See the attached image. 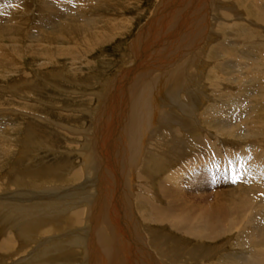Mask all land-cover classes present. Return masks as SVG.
I'll list each match as a JSON object with an SVG mask.
<instances>
[{
  "label": "bare ground",
  "instance_id": "bare-ground-1",
  "mask_svg": "<svg viewBox=\"0 0 264 264\" xmlns=\"http://www.w3.org/2000/svg\"><path fill=\"white\" fill-rule=\"evenodd\" d=\"M85 1L86 3H89L88 1L90 0H41V4L44 5L43 9L41 10H46L48 12L47 15L52 17V19H50L51 17H49L48 19L46 18V22L57 25L56 27L58 28H55V32L57 34L59 31H62L63 33H66L65 31H67L69 37L73 39L77 36H80L79 42H76L77 44H74L71 47L73 53H71L70 51L69 53L67 52L68 55H71L70 57H72V59L76 58V56H82L83 54H85V52L94 50L93 47L106 42V40L111 38L113 35L116 36L115 34L123 32V26L121 25V22H125H123V19H121L120 17L113 18V16L110 15H108L107 17H95L90 14L86 15V13H88L91 8L86 9L87 6L83 7V5L85 6V4L83 3ZM91 1L92 3L95 1V3H97L99 0ZM100 1L99 3H102ZM165 1L166 0H160L161 4L157 5L154 11V15L150 17L145 24L142 25V28L140 29V32L138 33L137 37L131 42L130 47L128 46L129 48H131L130 50H132L133 54L135 55V65H131V68L121 67L120 69H118L117 76L115 75L113 79L108 80L109 82L107 81L108 83L104 85V94L98 100V107H96L95 109L96 116L93 125L95 126V131H93L95 133V137L93 139L87 137L88 139H90V142H88L90 143V146H88V156L84 163L87 175H91L92 180H90V183L92 181L93 184L91 185L93 189L89 190L86 186L89 183V177V179L83 182L86 188L88 189L86 196L80 195L79 197L73 199L78 201L81 200L80 204H84L77 205L75 203V205L77 206H72V203H65L63 200H61L63 199L61 197L57 201H50V195L42 196L40 192V195H36V193L33 192L34 190L32 191L22 189L24 184L28 185V181H26L25 176L19 177L21 175H19L18 173H16V177H14V186L18 187L17 189L13 190L10 189L11 187L8 188L4 185L5 181L1 180L2 183H0V264H52L53 261L59 264L60 262L58 261V255H60L66 250H72V248L74 251H76L74 247L78 246L80 247V250H83L84 253L81 264H159V260H162L163 263L170 264H264V52L262 51L264 39H262V37L257 33V31H254L256 29H247L244 27V25L246 24H242V20L241 22L238 20L240 9H225V11L228 10L225 15V18L226 20L231 19L230 21H234L231 25L237 27V31H235L239 33V39L244 38L245 41L257 39V41L255 42H252L251 40V43L255 44L254 47H252L253 44H250L247 47L249 49L245 48L244 51L241 49L244 53L251 54V56H259L257 60V66H255L257 68L256 75L251 74V76H249V72V75H247L249 77H245L248 78L246 82L248 86H245V88L243 87L244 92H240L242 90L240 89L239 92L234 94V101L232 100V102L230 101L227 104V101L222 102L218 100L220 103L216 101L218 104H214L216 103L214 102L212 103L214 105L210 104L208 105V107H204L206 108L205 111L208 108V115L210 114V116L207 115L208 117L205 118V121H210L209 119L211 117V123L215 127L217 134H220V136L222 135L224 137L226 136L230 139L225 138V141L224 138L221 139L216 136L214 138V142L212 141L213 143H205L204 140L197 139L195 144L196 150L198 151H205V149H207L206 151L210 153L213 160L212 158L209 159L215 162V164H219V162L222 161L218 166H222V164H224L227 166L229 165L233 168L232 170L234 171V173H232L233 175L230 178L231 180L229 179V181H232L231 189H226L227 191L215 192L213 197L214 203L208 205L207 207L204 205L205 202H203V205L205 207L198 206L199 208H194V206L190 202L188 203L187 201H185L184 193H187L188 189H183L184 187L180 185V178L182 174L180 172L182 171V168L180 167L181 169L179 168L178 170L177 166L176 168L173 167V164H175V162L178 161L180 157H183L188 154V152H185V143H181L182 140H180L181 144L177 141H175V143H172L166 140L167 143H172L170 148H168L169 146L167 147L166 145H164V147L168 148L169 150L171 149L170 154H168V149L161 150L163 145H161L160 151H158L159 149H157L156 152V150L154 149V151L150 153L151 156L146 159L145 165H143L144 167L142 168L141 172L143 173L141 174L142 177H144L146 172L148 174V176L143 178V180L147 181L149 185H147L148 187L152 189V184L156 182V185H158L160 180V184H163V196L165 198L173 197L174 200L171 198L168 199L167 202L165 201V203L164 201L160 200V198L157 196L159 195V191L155 192L156 190H150V188H145V185H141V183L145 184L144 181H140V183L137 185L139 187V191L137 193H134L137 196L136 200L133 199L134 205L133 207H129L127 204L129 202L127 194L124 192L119 194V191L117 189L121 187H118L116 186V184L113 183L114 174L110 169H108L110 167L109 162L112 160H117L122 166H125L129 169L132 168L131 170H133L134 165L137 162L138 152L140 150V147L142 146V143L144 146L143 136L146 131V128L148 127V125H150L149 123L152 118L155 117L156 108L158 109V106L162 105L160 102H162L161 100L163 97L168 99L169 101H172V103H175L181 111H185V113H187L188 111L187 114H189V112H191L192 114V112L194 113L199 110L201 102L205 98L204 97L202 101H200V94L198 92H195L196 88L194 91L188 89L189 87L187 84L189 83L187 82L189 80L187 79L189 76H186L189 74L187 73V75L184 76L183 71L178 67V69L175 71H170L165 74L158 73L159 75L155 74V77H150V74L154 69L163 68L165 66L167 68V66L170 64V61L174 60L176 56H179L180 54L188 50H191V53L195 51L194 49L196 46H198L197 44L198 42H200L199 40H202L204 36L205 25H207L210 16V12L207 11L208 9H205L206 6L201 3L203 2L205 4L204 0H170L167 5H165ZM22 2L23 1L21 0H0L1 70L4 67H11L13 69L14 65L15 68H17V61L12 60V55L16 53L21 54L22 52V46L19 48L17 45L7 44L5 43L7 41L4 42L5 38L7 39V37L10 36L11 33L13 35L17 33V31L26 34L28 40H31V38L34 40L35 38V34H33L34 32L31 28L28 27L26 23L27 19H25L26 17L23 12V8L25 7H21ZM161 5H163L164 7L162 11L159 10V7ZM158 10L160 11L159 15H157V12H159ZM242 10L243 9H241V12ZM243 12L248 13L250 17H253V20H255L256 23H261L264 26V0H250L247 9L243 10ZM66 14L71 15L67 17ZM82 18H85L87 20L81 21ZM216 18L217 17L215 16L214 22H216L219 17L217 18V20ZM116 19L118 22L114 23ZM212 20H210V22L208 23H214ZM222 21L224 22V19ZM69 23H71V25H68ZM45 25L46 24H44L43 26V24H41V26L43 27H45ZM220 27L221 25L219 26V28ZM238 28H240V32H238ZM43 34L44 33H42V35ZM50 34L48 33V35ZM39 36L36 35L38 39L41 38ZM58 36L59 38L61 37V35ZM10 39L13 38H9V40ZM52 39H55V37ZM229 42L230 41H228V43ZM229 44L232 43L230 42ZM229 44H227V46H223L220 44L219 46L214 45L215 47L212 49V59H214L216 62L221 61L223 59L216 66H218L221 71L225 73L227 72L230 75L231 72H229V68L224 64V62L227 61L225 60L224 56L228 55L227 57L230 59L229 54L236 48L233 46L234 50L232 47L228 49L230 47ZM84 45H86L87 47H84ZM39 47H41V45L38 46V48ZM58 48L59 49L56 48L44 50L43 47V50L41 51L43 52V54L49 57H57L60 55L63 56V50L60 47ZM233 53L235 54V52ZM239 53H236L235 55H239ZM37 55L39 56L38 53ZM241 56L242 55L240 53L238 58ZM244 56V61H242L245 63ZM245 58L248 59V56H245ZM230 63L231 62L229 61V64ZM247 64L244 66L247 67ZM238 67H240V65ZM250 67L251 66H249V68ZM165 70L163 72H165ZM199 70L201 71V69ZM201 72H203V70ZM224 76L226 75L224 74ZM126 78H131L132 80V83L129 87L131 90L133 88L135 89L133 92V97L129 94V88L127 86L125 87V85H127L125 83V81L127 80ZM218 79L216 78L213 80L218 81ZM221 82L218 84V86L223 90L226 89V85ZM210 84L209 87L213 86H210ZM247 87L251 88H249L248 90ZM125 88H127L129 92L125 91ZM217 88L218 87L216 86V89ZM233 88L231 87L232 90ZM223 90L221 92H223ZM123 91L124 93L122 94ZM181 91H187V96L184 95L185 93L182 94ZM216 91L213 90V92L215 93ZM245 91H247V93ZM205 92H203V94H205ZM207 97L205 98L206 100ZM216 97L219 98L220 96ZM222 97H224V95H221V98ZM238 99H240V101H238ZM235 100L237 101L235 102ZM250 102H254V104H252L257 106V108H255L254 106H249ZM118 113L122 115L119 117ZM198 113H196L197 115L195 116H198ZM205 114L206 113H204V115ZM214 116L220 117L221 120L218 119L219 121H217ZM229 118L234 120L228 121ZM117 120L118 122L116 123ZM103 122L105 125L103 124ZM185 122L187 123V121ZM205 129L204 131L207 130ZM216 132L210 134H215ZM174 136L175 135L173 133L172 137ZM174 138L176 140L178 136ZM179 138H181V136ZM9 141V138L0 139V158L2 156L4 158V154H14L15 151L12 153L9 152ZM161 141L162 140H160L159 142ZM186 141L188 142V140ZM225 142H228L229 144L226 143V149L224 151L221 149L220 144H223ZM234 146H238L240 150L235 149ZM193 149L194 148H192V150ZM17 153H19L20 156L24 155L23 152ZM19 158L17 157V159ZM113 162L111 164H113ZM187 162L186 165L189 166V162ZM42 163L45 162L43 161ZM0 166L5 165L3 164ZM18 166V168H20V165ZM137 166H139V164H137ZM57 167H59V165H57ZM184 169L186 168H183V170ZM227 169H229V167ZM28 170L31 169L29 168ZM46 170L49 169L46 168ZM15 172L16 171L14 170V173ZM33 172L34 170H32V173ZM193 173L195 172L193 171ZM34 174H38V171L37 173L34 172ZM154 176H156V178H154ZM157 176L161 179H159ZM115 177H117V173H115ZM10 180L11 179H9V181ZM7 183L9 185V182ZM1 184H3L5 188H2L1 186L3 185ZM31 187L35 186L31 185ZM81 189H83V187ZM175 192L178 193V195H176ZM45 194H47V191ZM195 197L196 196H194L193 198ZM186 199L188 200V198ZM179 200H182L181 205H178L175 202ZM201 201L202 200H200V202ZM84 205L85 207L82 208V211L80 213L77 212L76 217H71L67 219V223H72V225H78V222L80 223L79 225H83L81 229H77L78 231L73 232V234H77L74 237L75 239L71 237L67 241L69 242L70 247L66 245L65 241L57 239L56 235H54V239L52 238L50 240H47L48 236L45 235L54 232L55 230L58 231V229H61V226L63 224L62 220L64 218V215L67 214L66 207H77L78 209H80ZM130 214L131 224L134 227H136L134 223L140 222L141 220L140 223L145 227L148 233H150V246L156 249V257L153 253H151V249L149 250L148 247L141 248L142 244L140 243V241H133V239H130L129 232L132 225L129 224L130 228L126 226L128 228L123 229V226L125 225L124 222H122L124 221L122 220L123 215L130 217ZM54 215L57 217L56 219L54 218ZM168 231L174 234H170ZM83 232L85 233L83 234ZM63 235L60 236L62 237ZM232 237L235 239L233 243H229L231 245V248L228 249L229 247H225V245L231 240Z\"/></svg>",
  "mask_w": 264,
  "mask_h": 264
},
{
  "label": "rangeland",
  "instance_id": "rangeland-1",
  "mask_svg": "<svg viewBox=\"0 0 264 264\" xmlns=\"http://www.w3.org/2000/svg\"><path fill=\"white\" fill-rule=\"evenodd\" d=\"M21 1H23L21 3L22 4L21 7H25V8H23V10H24L23 12H24V15L26 17L25 19H27L26 23H27L28 27L31 28L32 31L34 32L33 34H35V38H34V40L32 38H31V40L30 39L28 40V37L26 34H23L22 32L20 33L17 31V33H15L13 35L11 33L10 36H8L7 39L5 38V40H4V42L7 41V42H5L7 44L17 45L19 48L22 46V52H21V54L20 53H16V54L12 53L13 54L12 60L17 61V64H18L17 68H15V65H14L13 69L11 67H9V68L4 67L2 70L0 69V139H2V138L8 139L9 138L10 139V141L8 143V148L10 149L9 152L12 153L15 151L14 154H10V155L4 154V158H3V156L1 157L2 159L0 158V165H3V164L5 165V166H0L1 167L0 168V183H2V181H5V184H4L5 186H7L8 188L11 187L10 189H13V190L17 189L18 187L14 186V179H15L14 177H16V173H18L19 175H21L19 177L25 176L26 181H28V183H27L28 185L24 184L22 189H27V190H32V191L34 190L33 192H35L36 195L37 194L40 195V193L42 194V196H44V195L49 196L50 195V199H49L50 201H57L61 197V198H63L61 200H63L65 203H72V206L83 205L84 203L80 204L81 200L78 201V200H73V199L79 197L80 195L86 196L87 190L93 189L92 185H91V184H93L92 181L90 183V180H92L91 175L90 176L87 175L84 163H85L86 158L88 156V151H89L88 146H90V143H88V142H90V139H93L95 137V133L93 132V131H95V126H93V125H94V120H95V116H96V110L95 109H96V107H98V100L104 94V88H105L104 85L109 82L108 80L113 79L115 77V75L117 76L118 69H120L121 67L122 68H127V67L131 68L132 66L135 65L136 59L134 57L135 55L133 54V51L130 50L131 48H129L130 44L137 37L138 33L140 32V29L142 28V25L145 24L149 20V18L154 15V13H155L154 11H155L157 5L161 4V3H160V0H122L125 3L122 2L121 0H101V1L99 0L102 3H99V1L97 3H95L96 2L95 1V2H93L95 4H93L92 1L90 0L91 3L93 5H95V6H93L90 3V1H88L90 4L86 3V1L83 2L85 4V6L83 5V7L87 6L86 9L91 8L88 11V13H86V15L90 14V15H93L95 17H97V16H106L107 17L108 15L113 16V18H119L120 17L121 19H123V22H125V23L121 22V25L123 26V32H121L119 34H115L116 36L113 35L111 38L106 40V42L101 43V44L93 47L94 50L89 51V52H85V54H83L80 57L76 56L77 59L76 58L72 59V57H70L71 55H68V53H69V51L71 53H73L71 47H72V45L77 44L79 42L80 36H77L76 38L73 39V38L69 37V35L67 34V31H65L66 33L59 31L60 34H59V32L57 34L55 32L56 31L55 28H58V27H56L57 25H54L53 23L46 22V18L48 19L51 16L47 15L48 12L46 10H44V11L41 10V9H43V6H44L41 4V0L40 1L39 0H21ZM204 1H205V4L203 2H201V3L204 6H206L205 9L206 10L208 9L207 11L210 12L208 22H210V20H212V19H213L212 21L214 22L215 16L217 18L219 17L218 20L216 18L217 21L212 23V24L207 22V25H205V30H204V36H203L204 39L202 38V40H199L200 42H198V44H197L198 46L195 47V49H194L195 51H193L191 53L190 52L191 50H188V51L183 52L179 56H176V58H175L176 60L174 59V60L170 61V64L167 66V68L165 66L163 68L154 69L151 72L150 77H155V74L156 75L165 74V73H168L170 71H175L178 68H180L183 71L184 76H186L187 73L189 74L186 76V77L189 76L187 79V80H189L187 82V83H189V84H187L189 87L188 89L191 91H194L196 88L195 92H198L200 94V101H202V99L204 97L206 98L208 96L207 100L205 98L203 99L202 102L204 104L201 102L199 110H197L194 113L192 112V114H191V112H189V114H187L188 111H187V113H185V111H181L175 103H172V101H169L168 99L163 97L161 100L162 102H160L162 105L158 104L159 105L158 109L156 108L157 116L155 114V117L152 118V120L149 123L150 125H148V127H147L148 129L146 128V131H145L144 136H143L144 146L142 143L143 147L142 146L140 147V150L141 149L142 150L141 151L139 150L138 156H137V162L138 163L137 162L135 163L133 170H131L132 168L129 169L125 166H122L120 164V162H118L117 160H112L109 162V165L111 168L109 167L108 169H110L114 174L113 175V177H114L113 183L116 184V186L121 187V188L117 189L119 191L118 192L119 194L123 193V192L127 194L128 198H129V202L127 204L129 207H133V205H134L133 199L136 200V197H137L134 193H137L139 191V187L137 185L140 183V181H144L145 184L141 183V185H145V188H148V189L150 188V187H148L149 185H148L147 181L143 180L144 177L148 176L147 172L144 175V177H142V175H141V174H143L141 172H142V168L144 167L143 165H145L146 159L151 156L150 153H152L154 151V149L156 150V152H157V149H159L158 151H160L161 145H163V147H162L163 149L161 148V150H164V149L167 150L168 148L171 147L172 143H175V141L180 143V140H182L181 141L182 144L185 143V146H186L185 152L186 153L188 152V154L183 153L186 155L183 157H180L179 158L180 161L179 160L176 161L175 164H173V167L176 168V166H177L178 170L180 167L182 168V171L180 172V173H182L181 178H180L181 179L180 185L182 187H184L183 189H186V190L188 189L187 193L186 192L184 193L185 194V201H187L188 203L190 202L194 206V208L195 207L199 208L198 206L202 207L204 205L207 207L208 205L214 203L213 197H214L215 192L227 191V190H230L232 187V181H229V179L232 177V175H233L232 173H234V171L232 170L233 168L230 167L229 165L227 166L224 164H222V166L221 165L218 166L222 161H220L219 164H215V162L212 161L213 158L211 157L210 153L208 151H206L207 149H205V151H202V150L198 151V150H196L195 144H196L197 139H202V140H204L205 143L206 142L213 143L214 138L216 136H218V138H221V139L224 138V140H225V138L230 139L226 136L224 137L222 135L220 136V134H217L215 127L211 123V117L209 119L210 121H208V122L205 121V118L210 116V114L208 115V108L205 111L206 108H204V107H208V105H210V104L211 105L218 104V103H220L219 101H222V102L227 101V104L230 101L232 102V100L234 101V99H235L234 94L239 92L240 89H242L240 92H244L243 89L245 88V86H248V84H246L248 78H245V77L247 75H249V72H250L249 76H251V74L256 75V71H257V68L255 66H257V60H258L259 56H255V55L251 56V54L243 52L244 49L248 47V45L253 44V43H251V40H252V42H255V41H257V39H251L250 41H245L244 38L239 39V37H238L239 33L236 32L237 27L231 25L234 21L232 22V21H230L231 19L226 20V18H225L227 11L229 9H231V10L232 9H234V10L240 9V14L238 16L239 17L238 20L240 22L242 20L241 23L246 24V25H244L245 28L250 29V30L256 29L254 31H257V33L262 37V39H264V35H263L264 34V26L261 23H259V24L256 23L255 20H253V17H250V15L248 13H244L245 11L243 12V10L247 9L250 0H248V1L247 0H204ZM120 2H121V4H120ZM169 2H170V0H166L165 5H167ZM240 3H241V5H240ZM107 4H109V5H107ZM118 4L120 5V8H119ZM229 4H231V5H229ZM90 5H91V7H90ZM101 5H102V7H101ZM112 5H113V7H112ZM226 5H228V6H226ZM30 7H31V10H30ZM92 7H95V8H92ZM163 8H164L163 5H161L159 7V10L162 11ZM209 8H212V9H209ZM95 9H97V10H95ZM225 9H228V10L225 11ZM241 9H243L242 12H241ZM211 10H213V11H211ZM218 10L220 12L221 11L222 12L220 13ZM160 11L157 12V15L160 14ZM32 15H33V17H32ZM69 15H71V14H66L67 17ZM40 16L42 17V19ZM246 17H247V19H246ZM85 18H82L81 21L87 20ZM220 18L222 20L224 19V22ZM50 19H52V17ZM37 20H39L40 22ZM238 20H237V22H238ZM219 21H222V22H219ZM228 21H229V23H228ZM117 22L118 21L116 19L114 21V23H117ZM216 23H219V24H216ZM41 24H43V26H44V24H46V25H45V27H43V26H41ZM68 25H71V23H69ZM220 25H221L220 28H222V29L219 28ZM48 26H50V27H48ZM44 28H46V29H44ZM31 29H30V31H31ZM51 30H52V32H51ZM217 31H219V32H217ZM241 31H243V30H241ZM50 32H51V34H50ZM238 32H240V28H238ZM42 33H44L43 34L44 36L42 35ZM48 33L50 35H48ZM36 35L37 36L40 35L39 37H41V38L38 39V37H36ZM58 35H61V37L59 38ZM253 36H255V35H253ZM51 37L52 38L55 37V39H52ZM9 38H13V39L9 40ZM22 41H23V43H22ZM67 41H69V42H67ZM228 41H230L232 44H229L230 42L228 43ZM202 43H204V44H202ZM18 44H20V45H18ZM83 44H85V43H83ZM219 44L223 45V46H227V44H229L230 47L228 49H230L232 47L234 50V47L236 48L234 51H232L229 54L230 59L227 57L228 55L224 56L225 60L228 61V62L225 61L226 63L224 62V64L229 68L228 69L229 72H231L233 74L230 73V75H229V73H227V72L225 73V72L221 71L218 68V66H216L223 59L221 61H218V62H216L214 59H212L213 58L212 49L215 46H219ZM40 45H41V47L38 48V46H40ZM254 45L255 44H253L252 47H254ZM262 46H263L262 51L264 52V43ZM31 47L34 49H32ZM43 47H44V50L56 49V48L59 49L58 47H60L64 52L63 56H61V55L57 56V57L46 56L41 51V50H43ZM84 47H87V46L84 45ZM247 49H249V48H247ZM37 51H39L41 53H39ZM200 51H202V52H200ZM239 51H240L242 56L238 58V56L240 55ZM233 52H235V54L239 53V55H235ZM37 53L39 54V56L37 55ZM87 53L90 55H88ZM233 54H234V56H233ZM244 55L248 56V59H246ZM54 56H55V54H54ZM207 56H208V58H207ZM236 56H237V58H236ZM243 56L245 59V63L243 62L244 61ZM177 59H178V61H177ZM229 61L231 62L230 64H229ZM208 62H210V63H208ZM211 62H213V63H211ZM246 64H247V67L244 66ZM43 65H44V67H43ZM205 65L207 68L205 67ZM237 65L238 66L240 65V67H238ZM198 66L201 68H199ZM249 66H251L250 67L251 69L249 68ZM232 67H235V68H232ZM194 68H195V71H194ZM199 69H201V71L203 70V72H201ZM248 69H249V71H248ZM254 69H256V70H254ZM164 70H165V72H163ZM241 70H242V72H241ZM209 71H211V72H209ZM199 72H201V73H199ZM243 72H245V73H243ZM224 74L226 76H224ZM200 75H202V76H200ZM233 75H234V77H233ZM217 76L219 77V79ZM249 76H247V77H249ZM206 77H208V78H206ZM191 78H193V79H191ZM216 78L218 79V81L213 80ZM126 79L127 80L125 81V83L127 85H125V87L127 86L129 88L130 92L127 90V88H125V91H128L129 94L132 95V97H133L134 96L133 92L135 89L133 88L131 90L129 87L130 84L132 83V80H131V78H126ZM236 79H239V80H236ZM192 80H193V82H192ZM134 81H136V80H134ZM211 81H213V82L216 81L218 83H216V82L213 83ZM205 82H207V83H205ZM220 82L226 85L225 86L226 89L223 90L222 88H220L218 86V84ZM208 83L209 84L211 83L210 86L211 85H213V86L209 87ZM230 83H232V84H230ZM216 86L218 87L217 89H216ZM230 86L232 88L234 87L233 90L231 89ZM198 87L201 89H199ZM212 88H214V89H212ZM247 88L249 90V88H251V87H247ZM197 89H199V90H197ZM205 90H206V92H205ZM213 90L214 91L217 90L216 93L213 92ZM222 90H223V92H221ZM187 91H181V93L182 94L185 93L184 95L187 96V93H186ZM228 91H229V94H228ZM203 92H205V94H203ZM232 92H233V94H232ZM245 92L247 93V91H245ZM123 93H124V91L122 92V94ZM221 95L222 96L224 95V97H222L223 99L221 98ZM216 96H220V97L218 98ZM214 99H216V100H214ZM207 101H209V102H207ZM236 101L237 100H235V102ZM238 101H240V99H238ZM214 102H216V103H214ZM206 103H208V104H206ZM212 103H214V104H212ZM252 103L254 104V102H252ZM252 103L250 102L249 106H254L255 108H257V106L253 105ZM166 111H168V112H166ZM196 113H198V116H195V115H197ZM204 113H206V114L204 115ZM121 115L122 114H119V117ZM188 115H189V117H188ZM179 116L180 117L182 116V117L180 118ZM214 117L217 121L221 120V118L218 116H214ZM214 117H212V118H214ZM196 118H198V119H196ZM177 119H179V120H177ZM229 120H234V119L229 118L228 121ZM185 121H187V123ZM200 121L204 122V123H201ZM104 122H103V124H104ZM117 122H118V120L116 121V123ZM195 123H197V124H195ZM184 125H185V128H184ZM192 125H193V127H192ZM202 125H204V126H202ZM205 125H207V126H205ZM162 126H164V127H162ZM205 127L207 130L205 129ZM204 129L206 131H204ZM207 131H208V134H207ZM172 132L175 135L174 137L178 136V138H179L181 136V138H179V139L176 138V140H175V138L172 137L173 136ZM180 132L181 133L183 132L182 133L183 135ZM185 132H187V133H185ZM214 132H216V133L210 134V133H214ZM169 133L171 134V136ZM190 133L193 135H191ZM164 134H165V136H164ZM189 134H190V136H189ZM87 137L90 139H88ZM184 137H185V139H184ZM160 140L163 141V144H162V141L159 142ZM166 140H168L169 142H172V143H167ZM186 140H188L189 143ZM192 140H193V142H192ZM11 141H12V143H11ZM154 143H156V144H154ZM226 143L229 144L228 142L220 144L221 149L224 151L226 149V147H225ZM188 144H190V145H188ZM191 144L193 147L191 146ZM164 145H166L167 147L169 146V147L166 148V147H164ZM85 146H86L87 150H86ZM158 146H159V148H158ZM192 148H194V149L192 150ZM234 148L237 150H240V148L238 146L237 147L234 146ZM16 151L17 152H23L24 155L20 156V154L17 153ZM168 151H169L168 154H170L171 149L170 150L168 149ZM172 151H174V150H172ZM140 152H141V154H140ZM142 154H143V156H142ZM12 156H14L15 158ZM17 157L18 158L20 157V158L17 159ZM173 157H175V156H173ZM188 157H189V159H188ZM21 158H22V160H21ZM209 158H212V160ZM83 160H84V162H83ZM43 161L46 163V165H45V163H42ZM113 161H115V162H113ZM140 161L141 162L143 161V162L141 163ZM185 161L189 162V166L186 165ZM39 162H41V163H39ZM112 162H113V164H111ZM182 163H183V165H182ZM137 164H139V166H137ZM7 165H8V167H7ZM18 165H20V168H18L19 167ZM41 165H42V169H41ZM57 165H59V167H57ZM263 165H264V163H263ZM36 166H38V167H36ZM43 167H44V169H43ZM45 167L49 170H46ZM50 167H52V168H50ZM226 167L227 168L229 167V169H227ZM15 168H17V169H15ZM29 168L31 170H28ZM122 168H123V170H122ZM183 168H186V169L183 170ZM14 170L16 171L15 173H14ZM17 170H18V172H17ZM32 170H34L35 173H37V171H38V174L40 176L38 174H34V172L32 173ZM41 171H42V174H41ZM52 171L53 172L56 171L55 173L57 176ZM193 171L195 173H193ZM44 172H45V174H44ZM122 172H123V174H122ZM183 172H185V173H183ZM190 172H191V174H190ZM115 173H117V177H115ZM228 173H229V176H228ZM83 175H84V177H83ZM89 177H90V179H89ZM154 178H156V176H154ZM158 178L161 179L160 177H158ZM9 179H11V180L9 181ZM87 179H89V183L86 185L88 189L86 188V186L83 183ZM7 182H9V185ZM229 184H231V185H229ZM1 185H3V184H1ZM4 185L1 187L5 188ZM31 185H33L35 187H31ZM132 185H133V187H132ZM152 185H153V187H152V189L150 188V190H156L155 192L159 191V193H158L159 195H157V196L160 198V200H162L164 202L165 201L167 202V200L171 199V198L174 200L173 197L165 198L163 196L164 195V193H162L163 192V189H162L163 184H160V180H159L158 185H156V182H154ZM152 185H150V186H152ZM82 187H83V189H81ZM84 189L86 190V192ZM46 191H47V194H45ZM176 192H178V191H176ZM189 193H190V195H189ZM176 195H178V193H176ZM194 196H196V197L193 198ZM176 198H177V196H176ZM186 198H188V200ZM81 199H82V197H81ZM196 200H197V202H196ZM200 200H202V201L200 202ZM175 202L178 205L179 204L181 205L182 200L175 201ZM193 202L196 204H194ZM203 202H205V204ZM75 203L77 205H75ZM84 207H85V205L83 207H81L80 209H78L77 207H73V208L72 207H66L67 214L64 215V218L62 220L63 224L61 226V229H58V231L55 230L54 232H51V233H48L47 235H45V236H48L47 240H50L52 238L54 239L55 238L54 235H56L57 239H59L61 241H65L66 245L70 247V244L67 241L71 237L74 238L77 234L76 233L73 234V232L78 231L77 229H81V227H83V225H79L80 224L79 222H78V225H72V223H67V219L71 218V217L72 218L76 217L77 212L80 213L82 211V208H84ZM129 216L130 217L123 215L124 219L122 218V220H124V221H122V222H124V224H125V225L122 224V225H124L123 229L124 228L127 229L128 227L130 228V225H132L131 224V214ZM54 218L56 219L57 217L54 215ZM126 220H128L129 222ZM140 222H141V220H140ZM140 222L134 223L136 227H134L133 225L131 226L130 232H129V234H130L129 237H130V239H133V241H135V240L140 241V243L142 244L141 248H143V247L147 248L148 247L149 250L151 249V253H153L154 256L156 257L157 256L156 249H154L150 246V244H151L150 243L151 240H150V236H149L150 233H148V231L145 229V227ZM126 226H128V227H126ZM158 232H160V231H158ZM168 232L170 234H174V233H171L170 231H168ZM84 233L85 232H83V234ZM60 235H63L64 238H63V236L61 237ZM78 237H79V235H78ZM124 239H126V238H124ZM234 239L235 238L232 237L231 240L226 244L227 246L225 245V247H229L228 249H230L231 245L229 243H233ZM126 240H128V239H126ZM74 248L76 249V251H74L72 248V250H70V249L66 250L57 256L58 261L60 262L59 264H69V263L81 264V261L83 259V254H84L83 250L82 249L80 250L79 246L74 247ZM226 251H228V250H226ZM74 257H75V259H74ZM159 258H160V256H159ZM159 261H160L159 264H170V263H163L162 260H159ZM55 263H56L55 261L52 262V264H55Z\"/></svg>",
  "mask_w": 264,
  "mask_h": 264
}]
</instances>
